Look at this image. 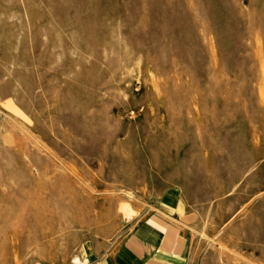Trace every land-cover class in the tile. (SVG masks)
Segmentation results:
<instances>
[{"label": "rangeland", "instance_id": "374dc122", "mask_svg": "<svg viewBox=\"0 0 264 264\" xmlns=\"http://www.w3.org/2000/svg\"><path fill=\"white\" fill-rule=\"evenodd\" d=\"M258 169L264 0H0V264H78L179 171L217 202L233 171L258 196ZM226 233L198 264H264Z\"/></svg>", "mask_w": 264, "mask_h": 264}, {"label": "crops", "instance_id": "0c3cea01", "mask_svg": "<svg viewBox=\"0 0 264 264\" xmlns=\"http://www.w3.org/2000/svg\"><path fill=\"white\" fill-rule=\"evenodd\" d=\"M248 173L233 171L222 189L224 196L215 202L210 185L204 190L196 178H183L187 171H179L177 189L122 211L123 233L113 242L86 239L77 252L78 264H198L201 253L191 242L201 232L214 237L224 230L228 247L244 249L252 246L251 235L257 232V245L264 247V170L258 169L259 194L254 197L252 184L240 181ZM240 215L242 219L236 220ZM230 233H237L242 244Z\"/></svg>", "mask_w": 264, "mask_h": 264}, {"label": "bare ground", "instance_id": "6f19581e", "mask_svg": "<svg viewBox=\"0 0 264 264\" xmlns=\"http://www.w3.org/2000/svg\"><path fill=\"white\" fill-rule=\"evenodd\" d=\"M199 101V100H198ZM36 141V140H35ZM38 144V143H37ZM53 186V185H52ZM52 188V187H51ZM45 189H46V187H45ZM38 190V189H37ZM47 191V193H48V190H46ZM41 193V192H43V189H40L39 191H38V193ZM31 194V193H30ZM39 195H42V194H39ZM129 195V194H128ZM31 196V195H30ZM131 196V195H130ZM27 197V196H26ZM34 198V197H33ZM27 199V198H26ZM29 199V198H28ZM48 200H49V198H48ZM29 202V201H28ZM47 204V203H46ZM46 204H44L43 205V207L41 206L40 208H41V212L39 211V212H37L36 213V216L38 217V220H39V222L41 223V222H48V221H43V219L41 218L42 217V212H43V208H44V206L46 205ZM50 213H52V212H50ZM55 216V215H54ZM32 218V217H31ZM55 218H57L56 216L53 218L54 220H56ZM37 219V218H36ZM33 221H35V220H33ZM51 222V221H50ZM36 223V222H35ZM42 224V223H41ZM14 228V227H13ZM20 231V230H19ZM18 231V232H19ZM14 233V232H13ZM216 245L219 247V248H221V249H224L223 248V246L222 245H220V244H218V243H216ZM74 262L76 261V258H74V260H73Z\"/></svg>", "mask_w": 264, "mask_h": 264}]
</instances>
